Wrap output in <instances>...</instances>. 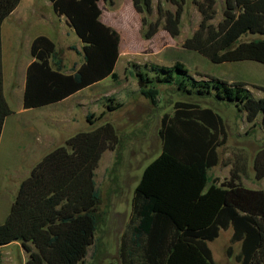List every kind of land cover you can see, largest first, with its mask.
Listing matches in <instances>:
<instances>
[{
    "label": "trees",
    "instance_id": "1",
    "mask_svg": "<svg viewBox=\"0 0 264 264\" xmlns=\"http://www.w3.org/2000/svg\"><path fill=\"white\" fill-rule=\"evenodd\" d=\"M50 1L55 13L66 17L84 43V62L74 73L63 72L56 44L38 36L32 44L36 60L28 71L26 108L60 102L109 77L119 79L115 68L122 37L103 23L99 5L102 1L113 5L114 0ZM131 1L141 16L145 39L156 36L162 21L172 38L180 36L186 0H166L175 11L159 3L155 22L148 20L154 12L153 0ZM225 2L224 19L218 26L211 23L216 0L198 5L202 21L183 47L213 63L264 64V38L241 41L247 33L264 35V0ZM20 3L0 0V139L6 118L13 114L4 94L2 25ZM135 74L141 94L153 104L160 94L159 85L176 86L184 94L234 105L246 113L249 123L261 117L264 129V97H255L244 82L229 83L217 77L196 80L180 63L152 65ZM159 136L162 153L146 167L135 189L131 220L120 245L122 264H216L209 243L231 228V244H240L236 262L264 264V191L236 183V175L221 184L209 176L219 162L218 149L227 141L223 118L211 108L177 102L174 114L162 118ZM119 143L115 125L107 122L71 137L69 152L57 149L47 155L35 178L21 183L11 214L0 225V247L21 242L29 254L26 264H82L98 226L101 197L94 172L102 153ZM254 169L256 180H263L264 147L255 157ZM232 245L229 257L233 256Z\"/></svg>",
    "mask_w": 264,
    "mask_h": 264
},
{
    "label": "rangeland",
    "instance_id": "2",
    "mask_svg": "<svg viewBox=\"0 0 264 264\" xmlns=\"http://www.w3.org/2000/svg\"><path fill=\"white\" fill-rule=\"evenodd\" d=\"M33 11L37 10L43 20L53 15L49 0H35ZM204 0H186L181 22V34L172 38L164 29L162 21L159 32L152 39L143 37L145 28L141 16L124 0H114L110 5L101 2L104 15H109L119 24L116 30L122 37L124 54L120 56L115 72L118 81L109 77L98 86L83 91L74 99L75 109L66 120L67 124L57 130L54 138L59 139L52 150L41 158L39 143L41 127L35 125L34 140L28 136H20L19 141L12 142L6 134L1 143L0 157V225L5 223L11 214L15 199L19 196L20 186L17 184L24 178L27 181L35 178L39 165L47 155L55 150H66L72 147L68 140L78 133L91 132L105 123L115 125L120 143L115 149H107L101 155L94 172L96 187L100 192L101 201L97 208L98 226L94 244L90 247L87 257L82 264H122L120 245L123 235L127 232L132 216V206L135 189L140 182L146 167L162 153V141L159 129L164 115H173L177 102L197 104L202 108H211L224 120L227 132L226 143L218 149L219 162L209 171V176L218 184L230 181L236 177V183L254 190L264 191V179L257 181L255 177L254 160L257 153L264 147V129L261 117L254 123L247 121L246 113L240 112L234 105L220 102L214 97L201 98L179 92L176 86L159 85L160 94L157 103L153 104L145 98L139 88L137 71L152 65L172 67L177 63L183 64L188 73L196 80H208L217 77L229 83L244 82L252 94L264 97V64L256 61L235 63H213L195 51L183 47L184 42L191 38L199 28L202 15L198 5ZM161 4L165 10L175 11V6L166 0H153L154 12L148 17L149 22L158 19L157 6ZM225 0H216L215 16L211 23L218 26L224 19ZM40 19V20H42ZM61 30L65 25L59 24ZM115 29V28H114ZM264 38V35L247 33L241 41ZM79 38L74 30L67 36L56 40L57 59L67 67L81 60L68 49L77 46ZM16 47L10 50V64ZM7 71L12 76L7 66ZM65 72V71H63ZM66 73V72H65ZM116 104H122L119 109L112 110ZM12 110L17 111V102H10ZM50 110H55L51 107ZM45 111H33L30 116L41 115ZM71 113V110H67ZM91 115V122L88 116ZM9 126V124H8ZM21 145V147H19ZM74 147V146H73ZM42 153V154H41ZM18 166V167H17ZM6 172L4 178L1 172ZM22 181V182H23ZM21 185V184H20ZM232 228L220 232L219 238L209 243L216 264H239L235 255L240 251V244H231ZM232 245L233 256H228ZM3 264H26L29 254L19 243L1 247Z\"/></svg>",
    "mask_w": 264,
    "mask_h": 264
},
{
    "label": "crops",
    "instance_id": "3",
    "mask_svg": "<svg viewBox=\"0 0 264 264\" xmlns=\"http://www.w3.org/2000/svg\"><path fill=\"white\" fill-rule=\"evenodd\" d=\"M50 1V0H49ZM124 2L128 5L129 11L132 14L130 9L133 8L131 0H124ZM35 0H21L19 6L15 9V11L4 21L2 25V60H3V74H4V94L10 105V102H17L18 109L17 111L13 110V114L6 118L3 132L0 139V157H1V143L4 140L6 134L12 142L19 141L20 136H28L34 140V132L35 125L32 122L39 123L41 130L39 143L41 145V158L45 155V153L49 150H52L54 145L59 143V139H55L54 136L57 134V130L62 129L63 125L67 124L69 116L73 113L75 109L74 99L79 96L83 91L98 86L100 83L106 81L105 79L102 82H99L87 89L79 91L74 95L63 99L60 102L53 103L40 108H26L25 106V95L27 91V80H28V71L33 62H35V58L32 55V44L34 40L38 36H46L50 38L55 44L57 38L60 36H68L69 32L74 29L70 27L66 17L58 16L53 8V3L50 1L49 7L53 9V15H51L48 20H43V16H39L37 10L33 11L35 7ZM100 8L101 2L99 3ZM132 6V8H131ZM134 10V8H133ZM135 11V10H134ZM42 19V20H40ZM101 20L106 25L115 28L117 27L116 21L113 18L109 17V15H104L102 11ZM59 24L65 25L66 30H61ZM75 32V31H74ZM76 34V33H75ZM77 35V34H76ZM78 37V36H77ZM79 38V37H78ZM120 46V56L124 54L123 46ZM16 47L15 57L13 59V67L10 68V50L11 47ZM57 46V45H56ZM84 43L79 38V43L77 46H68V49L71 52H74L79 58L81 56V60L74 62L72 66L67 67L63 64V71L67 74L74 73L77 71L82 63L84 62V53H83ZM7 66L9 70H11L12 76L9 75L7 71ZM11 107V106H10ZM51 107H54L55 110H48ZM12 109V108H11ZM71 110L69 111L67 110ZM41 115H33L30 116L33 111H45ZM9 124V126H8ZM20 143V142H19ZM18 143V144H19ZM55 143V144H54ZM21 147V145L19 146ZM45 152V153H44ZM18 167V166H17ZM6 172L2 171L1 176L4 178ZM27 174L25 175V177ZM24 177V178H25ZM24 178L17 184L19 187ZM21 244V242H13ZM12 244V243H11ZM10 245V244H9ZM22 245V244H21ZM210 247V246H209ZM1 248V247H0ZM211 249V248H210Z\"/></svg>",
    "mask_w": 264,
    "mask_h": 264
}]
</instances>
